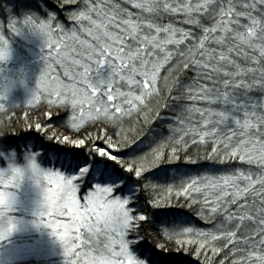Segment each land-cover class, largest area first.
<instances>
[{
    "label": "snow or ice",
    "instance_id": "snow-or-ice-1",
    "mask_svg": "<svg viewBox=\"0 0 264 264\" xmlns=\"http://www.w3.org/2000/svg\"><path fill=\"white\" fill-rule=\"evenodd\" d=\"M54 3L0 5V61L6 31L47 50L25 105L0 103V158L26 133L46 165L35 227L65 264H264V102L232 100L264 92V0Z\"/></svg>",
    "mask_w": 264,
    "mask_h": 264
},
{
    "label": "rangeland",
    "instance_id": "rangeland-1",
    "mask_svg": "<svg viewBox=\"0 0 264 264\" xmlns=\"http://www.w3.org/2000/svg\"><path fill=\"white\" fill-rule=\"evenodd\" d=\"M3 15V11L0 10V19H4ZM5 34L9 38L10 55L8 63L0 65V88H8L13 82L15 86L5 93V98L0 100V103L8 109H14L17 106L23 107L29 98L30 91L35 88L44 67V56L47 50L43 38L27 29L22 30L19 35L11 36L7 31ZM108 71L107 66L102 68L101 78L106 79ZM228 106L231 107V105ZM18 163L14 159L7 161L6 165L12 166ZM42 188L43 184L36 185L26 180L21 187L1 189L4 192H12L16 196L15 205L24 207L28 210L27 213H32L33 217L24 221L17 218L11 219L16 224V230L10 235L6 234L5 238L0 240V264H65L63 248L51 236L50 230L42 226L35 227L43 200ZM12 189L14 191H11ZM0 206L6 207L2 204ZM0 227L7 233L8 221L0 219Z\"/></svg>",
    "mask_w": 264,
    "mask_h": 264
},
{
    "label": "trees",
    "instance_id": "trees-1",
    "mask_svg": "<svg viewBox=\"0 0 264 264\" xmlns=\"http://www.w3.org/2000/svg\"><path fill=\"white\" fill-rule=\"evenodd\" d=\"M7 0H0V5H3L6 3ZM8 2H12V0H8ZM50 4H53L55 6L54 0H49ZM232 100L236 103V105H242L244 107H250L253 104L259 105L262 102H264V92H261L260 90H251L248 92H245L243 89L236 90L232 95ZM250 100V102H248ZM219 107V105L217 106ZM229 109L231 108L228 106ZM15 113L20 115V118L23 119V111L21 109H16ZM168 115H172V113H168ZM234 115L239 116L240 113L236 112ZM15 119V115L12 117ZM26 135V133H20L17 136H12L9 138V144L11 147L9 148V151L0 158V167H4L6 165V162L9 160H16L19 163H23L25 159L31 158L32 154L28 149H24L22 147H16L17 144L22 142V138ZM10 149H15V151H10ZM41 167H46V165H41ZM218 167H226V166H218ZM247 167V166H244ZM6 190V189H3ZM1 191V189H0ZM11 191H14L13 189ZM9 192V191H5ZM0 208H5L4 206H0ZM27 209L24 207H21L20 205H14L12 210L10 212H6V214L3 217H0L2 221H9V219L16 220H30L32 219L33 215L32 213H27ZM201 225L205 228L211 227V225H205L203 222H201ZM222 255V253H221ZM191 259V258H190ZM191 264H196V261L192 260Z\"/></svg>",
    "mask_w": 264,
    "mask_h": 264
},
{
    "label": "clouds",
    "instance_id": "clouds-1",
    "mask_svg": "<svg viewBox=\"0 0 264 264\" xmlns=\"http://www.w3.org/2000/svg\"><path fill=\"white\" fill-rule=\"evenodd\" d=\"M8 60L0 61V65H6ZM15 84L10 83L8 88H0V94L5 95L7 91H10ZM21 86H23V81H21ZM10 151H15V149H10ZM35 165V169L33 168ZM0 175L4 182L13 181L17 187H21L24 182L31 181L36 185L43 183V173L41 171V165L38 161L34 160L32 157L25 159L23 163L14 164L12 166H7L0 168ZM40 182L39 184L37 182Z\"/></svg>",
    "mask_w": 264,
    "mask_h": 264
}]
</instances>
